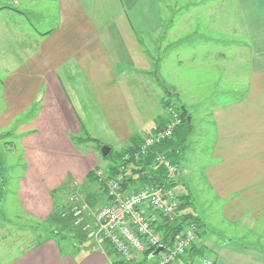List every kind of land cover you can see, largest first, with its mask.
Returning a JSON list of instances; mask_svg holds the SVG:
<instances>
[{
	"label": "crops",
	"instance_id": "1",
	"mask_svg": "<svg viewBox=\"0 0 264 264\" xmlns=\"http://www.w3.org/2000/svg\"><path fill=\"white\" fill-rule=\"evenodd\" d=\"M163 1L169 3V0H0V137L15 133L25 159L15 189L9 186L7 166H2L5 171L2 188L0 171L1 243L7 241V225L15 220L41 224L55 219V196L67 179L61 178L60 157L72 160L74 165L76 159L80 161L72 168L68 187L73 188L88 182L87 175L96 168L108 170L112 166L101 167L95 156L89 159L76 151V140L86 142L79 139V123L83 121L74 101L80 93L78 88L91 93L120 149L129 144L134 134L143 135L155 126L159 117L148 130L135 123L117 75L123 78L125 73L137 69L135 60L145 52L141 44L147 42L149 52L154 45L165 48L160 44L171 41V35L157 36L163 27ZM235 3L247 36L250 89L264 99V0ZM183 42L193 41L186 37ZM71 74H78L81 84L77 85ZM64 78L71 83H65ZM231 105L215 109L218 129L215 164L206 171L214 201L222 205V224L226 222L230 227L224 232L208 223L210 232L203 241L198 230L196 246L178 264L203 261L264 264V104L243 98ZM13 122L17 123L14 132ZM253 137L260 139L259 148H251ZM2 144V152L7 153V142ZM187 171L185 166L184 173ZM81 177L84 181L79 182ZM8 192L12 195L8 196ZM99 193L100 198L87 194L91 205L106 203V194L100 188ZM80 201L79 196L71 198L72 203L83 204ZM12 212H16V219ZM192 215L205 221L196 212ZM86 217L89 221L93 219ZM27 222L20 223L18 233L11 237L10 250L17 253L7 264H111L107 244L100 240L86 242V238L85 243L79 241L81 234L86 235L80 228L76 240L63 235L66 246H62L56 239L59 232L38 237L37 227L31 223L28 227ZM231 227L234 229L230 230ZM245 228L248 235L257 230L258 240L239 236V230ZM204 247L212 252L213 259L205 257L197 261L195 257Z\"/></svg>",
	"mask_w": 264,
	"mask_h": 264
},
{
	"label": "rangeland",
	"instance_id": "2",
	"mask_svg": "<svg viewBox=\"0 0 264 264\" xmlns=\"http://www.w3.org/2000/svg\"><path fill=\"white\" fill-rule=\"evenodd\" d=\"M235 1L169 0V3L163 1L161 3L163 27L157 36L171 35V41L160 44L165 48H157L154 45L153 50L149 52L147 51L149 44L147 42L141 44V48L145 47V52H141L139 58L135 60L137 69L125 73L123 78L117 75V79H121L135 123L139 124L141 129H150L156 117L160 118L166 113L162 101L170 96H173V100L178 104L186 106L193 116L194 132L184 143L185 151L181 153L180 160L177 159L181 173L177 176L179 184L176 190L181 193L185 189L190 190L193 194L190 199L192 203L185 209V212H196L205 218L206 223L204 219L202 221L199 219L196 222L201 241L204 240L205 235H209L208 223L211 224L208 226H214L224 232H227L230 227L226 222L222 224V205L214 201L215 194L206 179L207 169L210 168V165L215 164L214 152L218 139V129L214 122L215 109L226 105L232 106L231 104H235L243 98L264 104L262 96L258 92L253 94L250 89V54L246 49L247 36ZM186 37L193 42H183ZM9 66L7 65V68ZM121 70L122 67L119 74ZM71 76L77 85L81 84L82 81L78 74H71ZM64 82L71 83L67 78H64ZM78 89L80 93L79 90L76 92L79 93L77 94L79 100L74 99V101L83 121L79 123L81 126L79 135L85 138L86 131L95 141L81 143L76 140V151L89 159L95 156L100 166L106 167L114 162L117 153L122 149H120V144L117 143L109 125L100 114L99 107L91 93L86 89L83 92L80 88ZM16 124L12 123L13 132ZM26 135L27 133H25ZM4 142H7V153L2 152L1 144ZM250 143L252 149L259 148L260 139L253 137ZM102 145H109L113 150L107 158H103L100 154ZM93 152L94 155H92ZM23 155L15 133L3 134L0 137V161L3 168L7 166V179L11 189H15L19 183L17 178L23 173L21 170V165L25 164ZM60 158L58 163H61H59L61 178L63 180V177L67 176V179L64 180L66 182L59 190L60 193L55 196V219L49 218L41 224H37L35 221L15 220L14 224L7 225V232H5L7 241L0 242V264H7V261L17 253L14 249L10 250V245L11 237L18 233L17 226H21L20 223L27 222L28 227L30 223L36 226L38 237H45L49 233L51 234V231L59 232L60 235L56 236L57 242L66 246L63 235L76 240L77 228L85 232L84 226L90 222L86 216L93 217V214L101 207L98 202L99 207L93 202L91 205L87 199L89 193L100 198L98 184L91 186L89 182L85 181L84 185L79 184L76 188L68 187L70 177L73 175L72 168L75 169L80 161L76 159L74 165L72 160ZM185 166L188 170L187 174L184 173ZM3 172L5 174L4 170ZM81 181H84L83 177L80 178L79 182ZM10 195L12 193L8 192V196ZM74 196H79L80 202L83 204L91 205L90 208L94 212H91V215L88 207L89 212L87 211L85 221L82 223H78L74 216V210L82 205L71 202V198ZM11 216L16 219V212H12ZM22 229L24 228L20 230ZM231 229L234 228L231 227ZM247 229L239 230V236L244 238L249 236L253 241H257L259 236L256 234L257 230L251 231L248 235ZM22 232L25 233L27 230L24 229ZM85 234L84 236L81 234L82 240L79 239V241L85 243L84 238H86V242H96L95 239L88 236L87 232ZM210 236H212L211 233ZM200 251L201 253L195 257L197 261H202L205 257L213 259L212 252L206 247L201 248ZM146 258L145 253H140L131 262L117 257L112 259L115 263L124 262L127 264L133 262L134 264H156L158 261V256L149 257L147 260Z\"/></svg>",
	"mask_w": 264,
	"mask_h": 264
},
{
	"label": "built area",
	"instance_id": "3",
	"mask_svg": "<svg viewBox=\"0 0 264 264\" xmlns=\"http://www.w3.org/2000/svg\"><path fill=\"white\" fill-rule=\"evenodd\" d=\"M165 119L166 126L163 129L141 135L143 154L172 139L174 131L182 121L180 113L175 108H170L166 112ZM155 164L166 172L169 181L177 179L178 167L168 150L156 153ZM123 171L125 168L121 167L118 175L112 177L110 169L95 170L96 176L105 187L106 203L93 214L92 221L84 226V231L90 238L105 242L108 252H114L113 256L109 257L111 264H115L113 257L131 262L140 253L152 249L156 251L159 247L164 249L159 253L156 264L181 263L182 258L198 241L196 225L194 223L186 225L171 246L165 243L166 229H163L166 224L175 223L178 218L181 194L167 185L129 186L123 190L125 182ZM75 199L79 202L78 198ZM87 211L86 204L74 210L78 223L85 221ZM202 264L212 262L203 261Z\"/></svg>",
	"mask_w": 264,
	"mask_h": 264
},
{
	"label": "trees",
	"instance_id": "4",
	"mask_svg": "<svg viewBox=\"0 0 264 264\" xmlns=\"http://www.w3.org/2000/svg\"><path fill=\"white\" fill-rule=\"evenodd\" d=\"M163 106L165 111L167 112L170 108H175L178 110L181 116V124L174 131L172 139L153 147L148 150L145 154L142 153V137L139 134H134L130 139L129 144L123 148L120 152L117 153V157L115 158L112 166L110 167V176L115 177L118 175L121 167L125 168L124 177L125 182L123 184L124 188H128L129 186H148V185H167L168 188L176 189L179 184L178 179L169 181L166 176V172L158 165L155 164V155L156 153L164 150H168L170 156L175 161V164L178 167L177 176L179 175V164L177 163V159L180 160L181 153L185 151L184 143L187 142L188 138L194 132L193 126V118L191 113L188 111L186 106L182 104H178L175 100H173V96L166 98L163 101ZM166 126L165 115L161 116L155 123V126L148 131L149 133H153L155 131L161 130ZM85 138H79L83 141H95L93 140L88 133L85 131ZM113 151V150H112ZM111 151V153H112ZM111 153L108 155L110 156ZM107 156V157H108ZM106 157V158H107ZM127 169V170H126ZM1 178H3V169L2 165H0ZM87 181L90 183H96L100 187V189L106 194L105 187L101 184L99 178L96 176L95 171H91L87 175ZM4 178L2 179V188L5 187ZM3 192V191H2ZM181 194V205L179 207V216L176 219L175 223H168L165 225L163 229H166L165 234V243L168 246H171L175 239L181 234L184 230L185 226L189 223H194L196 227H198L197 223L199 220L192 213H184L185 209L191 205L192 194L190 190L185 189L183 193L177 191ZM196 246V245H195ZM194 246V247H195ZM193 247V249H194ZM155 249L146 252V260L149 259ZM114 254L113 251L109 252V257H112ZM157 263V262H156ZM115 264H127L124 262H116ZM130 264V263H129ZM134 264V263H133Z\"/></svg>",
	"mask_w": 264,
	"mask_h": 264
},
{
	"label": "water",
	"instance_id": "5",
	"mask_svg": "<svg viewBox=\"0 0 264 264\" xmlns=\"http://www.w3.org/2000/svg\"><path fill=\"white\" fill-rule=\"evenodd\" d=\"M112 151V148L108 145H102L100 147V154L103 158H106ZM163 247H159L152 255V257H156L159 255L160 252L163 251Z\"/></svg>",
	"mask_w": 264,
	"mask_h": 264
}]
</instances>
